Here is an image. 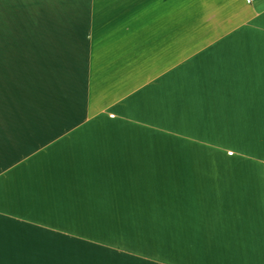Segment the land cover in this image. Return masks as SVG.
I'll return each mask as SVG.
<instances>
[{"label": "crops", "instance_id": "crops-1", "mask_svg": "<svg viewBox=\"0 0 264 264\" xmlns=\"http://www.w3.org/2000/svg\"><path fill=\"white\" fill-rule=\"evenodd\" d=\"M126 225L264 264V0H0V264Z\"/></svg>", "mask_w": 264, "mask_h": 264}, {"label": "rangeland", "instance_id": "rangeland-1", "mask_svg": "<svg viewBox=\"0 0 264 264\" xmlns=\"http://www.w3.org/2000/svg\"><path fill=\"white\" fill-rule=\"evenodd\" d=\"M109 228L110 232L103 234L106 240L79 242L77 247L115 251L109 253L110 264H165L164 230L160 232L157 227L141 225Z\"/></svg>", "mask_w": 264, "mask_h": 264}, {"label": "bare ground", "instance_id": "bare-ground-1", "mask_svg": "<svg viewBox=\"0 0 264 264\" xmlns=\"http://www.w3.org/2000/svg\"><path fill=\"white\" fill-rule=\"evenodd\" d=\"M229 55V54H228Z\"/></svg>", "mask_w": 264, "mask_h": 264}]
</instances>
